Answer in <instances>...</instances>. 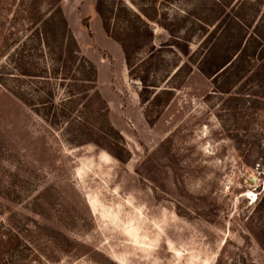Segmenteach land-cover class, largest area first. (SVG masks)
I'll use <instances>...</instances> for the list:
<instances>
[{
	"label": "rangeland",
	"instance_id": "374dc122",
	"mask_svg": "<svg viewBox=\"0 0 264 264\" xmlns=\"http://www.w3.org/2000/svg\"><path fill=\"white\" fill-rule=\"evenodd\" d=\"M122 1L101 9L129 64L97 0H0V264H264V81L222 94L194 64L209 0Z\"/></svg>",
	"mask_w": 264,
	"mask_h": 264
},
{
	"label": "trees",
	"instance_id": "16d2710c",
	"mask_svg": "<svg viewBox=\"0 0 264 264\" xmlns=\"http://www.w3.org/2000/svg\"><path fill=\"white\" fill-rule=\"evenodd\" d=\"M262 4L264 6V0H236L235 3L231 2V4L223 0H209L205 6L201 5L197 8L198 16H195L191 25L186 27L187 34L191 39L194 31H197L198 37L200 36L199 45L194 51L199 58L195 60L194 64L205 76L212 78L219 93L237 95L236 92H231L233 85L235 83L237 85L244 79L253 81L254 79L249 77L251 74H256V78L260 82L264 81V9L261 8ZM124 9H126V5L122 0H119L116 8L118 17ZM96 10L103 19L107 32L124 46L126 60L129 64L128 51L122 39L118 34H113L109 30L108 21L110 19L103 14L101 0H97ZM130 12L139 21L140 26L147 31L152 32L151 21L158 22L162 27L169 29L167 25L163 24L167 18L158 20L156 16L150 15L143 8H140V13L132 10ZM117 13L115 18H117ZM141 13L144 17L141 16ZM60 17L63 27L58 38L61 37L64 42L68 41V49L62 53L63 56L61 55L64 57V65L71 69L76 67L75 75L73 74L76 82L84 83L93 80L92 78L95 80L98 78L96 66L79 58V45L72 34H69L64 15L61 14ZM45 25L50 27L51 20H47ZM117 31L120 33V28ZM169 32L171 33V31ZM41 35L42 32L39 34L40 41H45L49 46V42L53 40L54 36L48 28L44 30L43 36ZM171 35L173 36V34ZM189 42L190 40L187 42L188 49L190 47ZM256 66L259 67L257 72L254 71ZM77 73H80L79 77L76 75ZM148 86V84H144V89H148ZM105 110V108L102 109V111ZM83 121L84 127H89L91 134L81 143L92 142L102 147L99 140L101 138L95 132V129H100L99 123L95 124L96 121L93 122L91 119ZM109 127L112 128V125L110 124ZM112 129L114 130V127Z\"/></svg>",
	"mask_w": 264,
	"mask_h": 264
}]
</instances>
